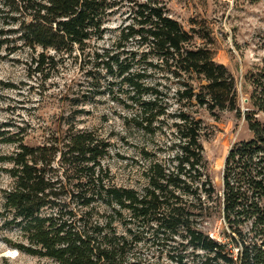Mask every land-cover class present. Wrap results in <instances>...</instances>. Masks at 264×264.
Instances as JSON below:
<instances>
[{
    "label": "trees",
    "instance_id": "trees-1",
    "mask_svg": "<svg viewBox=\"0 0 264 264\" xmlns=\"http://www.w3.org/2000/svg\"><path fill=\"white\" fill-rule=\"evenodd\" d=\"M117 13L115 38L100 44ZM210 42L209 30L195 22L185 29L158 0H0V49L27 48L34 72L78 63L82 101L106 92L149 135L163 115L174 117L171 154L147 161L141 189L114 182L102 162L108 138L77 128L74 115L37 144L0 122V145L12 147L0 151L10 179L0 188V223L18 234L3 241L56 264H264V58L245 71L242 108ZM194 106L232 111L251 133L229 147L220 191ZM215 219L221 225L210 233Z\"/></svg>",
    "mask_w": 264,
    "mask_h": 264
},
{
    "label": "rangeland",
    "instance_id": "rangeland-1",
    "mask_svg": "<svg viewBox=\"0 0 264 264\" xmlns=\"http://www.w3.org/2000/svg\"><path fill=\"white\" fill-rule=\"evenodd\" d=\"M167 13L188 29L192 22L209 30L208 44L216 62L223 64L235 77L239 103L243 108L249 86L244 81L245 71L264 58V0H158ZM124 14L113 15L110 28L100 44L113 41ZM194 41L202 42L199 38ZM40 49V48H37ZM78 63H61L49 73L34 72L29 50L18 49L7 53L0 49V122L11 124L10 128L22 127L29 144H37L43 135L70 120L77 128L96 129L108 138L110 147L102 160L117 185L141 189L145 179L141 171L151 159H165L170 154L169 143L174 137V117L163 115L155 125L156 131L149 135L125 121L127 111L121 104L105 93L88 96L82 101L85 79L79 72ZM82 108L83 112L76 113ZM173 104L168 112H173ZM195 115L205 125L207 134L201 139L207 173L215 188L222 186L224 158L232 143L248 139L251 133L242 118L232 111L210 113L204 106H194ZM10 145H0L1 152H9ZM147 151L148 158L142 154ZM10 179L0 169V188L8 186ZM1 222V220H0ZM210 233H216L221 222H210ZM123 227L118 224V231ZM18 239L14 230L1 227L0 264H56L47 258L21 253L7 245L3 239ZM164 259V258H163Z\"/></svg>",
    "mask_w": 264,
    "mask_h": 264
},
{
    "label": "water",
    "instance_id": "water-1",
    "mask_svg": "<svg viewBox=\"0 0 264 264\" xmlns=\"http://www.w3.org/2000/svg\"><path fill=\"white\" fill-rule=\"evenodd\" d=\"M16 250V249H15ZM17 251V250H16Z\"/></svg>",
    "mask_w": 264,
    "mask_h": 264
}]
</instances>
